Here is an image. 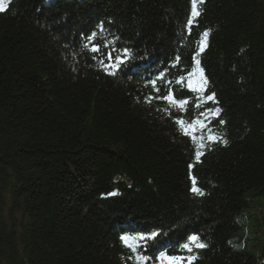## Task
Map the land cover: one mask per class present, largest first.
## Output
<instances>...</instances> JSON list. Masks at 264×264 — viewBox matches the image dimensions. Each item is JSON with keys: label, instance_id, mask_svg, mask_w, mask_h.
Here are the masks:
<instances>
[{"label": "trees", "instance_id": "1", "mask_svg": "<svg viewBox=\"0 0 264 264\" xmlns=\"http://www.w3.org/2000/svg\"><path fill=\"white\" fill-rule=\"evenodd\" d=\"M196 10L193 0H8L0 264H138L137 254L161 264L160 253L264 264V0ZM197 70L203 92L186 80ZM197 118L207 127L194 142L177 120ZM151 233L136 252L121 240ZM191 236L206 247L182 248Z\"/></svg>", "mask_w": 264, "mask_h": 264}, {"label": "snow or ice", "instance_id": "2", "mask_svg": "<svg viewBox=\"0 0 264 264\" xmlns=\"http://www.w3.org/2000/svg\"><path fill=\"white\" fill-rule=\"evenodd\" d=\"M200 2L202 3L203 0H200ZM196 3L197 0H193V17H195L196 15H198L199 13L196 10ZM4 10V0H0V11ZM192 23V20H189V24ZM95 36V33L93 34V37ZM208 36V33L205 32L203 34V39L201 41V49L200 51H203V47L206 46V38ZM92 51L94 52H98L100 51V48L98 46H93ZM197 55H199V53H197ZM109 58L111 59V56H109ZM197 66L199 65V60H196ZM201 73L203 72L202 69H200ZM178 83H181L182 81H177ZM155 82H153L154 84ZM207 84V80L204 79L202 77V83L200 86L193 88L191 83H189V87L192 88L193 91H197V92H203L204 91V85ZM163 99L168 100L172 103H177L179 104L181 107H183L185 104H187L186 100H181V101H176L173 99V97L171 96V94H169L168 96L163 97ZM207 99L209 100H214V96L210 95L207 97ZM197 107H199V105H197ZM219 109H215L212 110L213 112V116L217 115L219 113ZM202 116L205 115V113H201ZM177 123L181 126L182 131L184 132L185 135H189L191 136V138L193 139V141L195 142L197 140V137L195 135L196 131L198 129H204L207 127V125L205 124L204 120H201L199 118L193 120L191 123L184 121L183 119H178ZM222 123V121H221ZM200 139H203V137H201ZM209 139H215L214 137H209ZM200 147H203V144L200 145ZM201 153L197 152V156H199ZM193 188L192 191L194 193H197L199 195H203V192L195 187V181H193ZM111 195H115V193H111ZM158 234L157 233H151L149 236H139V237H129V236H122L121 240L125 243V245L127 247H129L133 252H136L137 248L141 246L140 242L141 241H147V240H151V239H155L156 236ZM191 244H195L196 247L198 248H204L206 247V245H204L203 243L199 242V238L196 236H191L189 237V242L185 243L184 245H182V248L186 249L187 251L191 252L192 248H191ZM138 264H144V262L148 259V257L143 256V255H139L137 254L136 257ZM158 259L161 261V264H181V261L184 259L182 257L179 256H168L165 253H161V255L158 257ZM195 257H188V260H194Z\"/></svg>", "mask_w": 264, "mask_h": 264}, {"label": "rangeland", "instance_id": "3", "mask_svg": "<svg viewBox=\"0 0 264 264\" xmlns=\"http://www.w3.org/2000/svg\"><path fill=\"white\" fill-rule=\"evenodd\" d=\"M7 2H8V0H4V6L6 5ZM186 80H189L188 83H191L192 87L195 88V87H198V86L201 85V83H202V75H201L200 71L197 70L193 74H191L190 77L186 78ZM186 87L189 89L188 86H186ZM169 103L171 105V102L170 101H169ZM172 106L177 111L182 110V107L179 104H177V103H173ZM258 212H260V211H258ZM250 215H251V213L248 216H250ZM262 218H263L262 215H259L257 217V220H258L259 224L262 222ZM243 224H244V227L245 228L248 229V227H251V229L254 230V232L256 231V229L252 227V226H255V224L253 223V219L252 218H248L245 215L244 216V223ZM257 231H258V233H260V236H259V238L257 240L260 243L263 244L264 243V225H262V230L261 231L260 230H257ZM250 236H254V234L252 233V235H250ZM248 237H249V235H248ZM246 246L248 247L249 250H251V249L254 248V243L253 242H248L246 244ZM159 262L161 263L160 260H159ZM181 263H182V261H181Z\"/></svg>", "mask_w": 264, "mask_h": 264}]
</instances>
